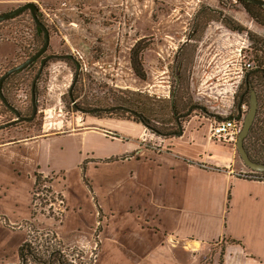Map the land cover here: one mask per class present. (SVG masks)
I'll use <instances>...</instances> for the list:
<instances>
[{
	"label": "rangeland",
	"instance_id": "rangeland-1",
	"mask_svg": "<svg viewBox=\"0 0 264 264\" xmlns=\"http://www.w3.org/2000/svg\"><path fill=\"white\" fill-rule=\"evenodd\" d=\"M225 2V15L264 39V28L251 21L237 0ZM27 3L36 4L38 17L48 25L51 40L46 55H67L73 60L69 64L60 59L47 63L38 82L36 119L30 124L0 130V142H17L14 144L18 145V141L57 132L65 135L92 126L98 117L77 111L69 98V89L78 70L80 77L75 94L82 108H109L120 99L132 97L138 107L149 106V118L156 129L168 132L176 127L171 114V98L176 92L184 97V103L198 104L208 111L237 118V91L246 72H242V67L249 60L264 62V56L257 53L258 47L254 51L251 49L252 42L246 33L231 32L221 23L211 22L203 32L192 34L196 14L202 5L221 9L218 0H19L0 11V15ZM33 35L32 16L28 11L0 23V74L25 60L34 49ZM141 39L149 45L144 53L146 82L139 80L130 66L131 49ZM35 75L36 69L23 72L7 87L10 102L28 115L32 112L30 86ZM177 75L182 77L179 83ZM260 107L257 128L250 138L247 137L245 148L253 158L264 161V125L261 124L264 103H260ZM99 116L114 120L131 118L122 113ZM11 118L0 107V126ZM182 126L190 134L207 135L212 142L208 117L202 112L192 111ZM145 131L149 134L145 146L150 150L163 149L165 142L170 143L176 137L159 136L147 128ZM103 132L110 137L119 136L109 129ZM80 141L79 137L70 136L52 138L48 159L51 168H70L79 158ZM232 148L234 159L244 167L236 174L251 175L236 146ZM40 176L41 183L37 186L35 183L31 190L28 206L30 216H34L33 226L39 230H54L76 264H95L103 216L94 223L89 237L68 242L63 233L67 209L65 177L50 172ZM27 223L0 213V264L20 263L19 246L31 229Z\"/></svg>",
	"mask_w": 264,
	"mask_h": 264
},
{
	"label": "crops",
	"instance_id": "crops-1",
	"mask_svg": "<svg viewBox=\"0 0 264 264\" xmlns=\"http://www.w3.org/2000/svg\"><path fill=\"white\" fill-rule=\"evenodd\" d=\"M16 1L0 0V11ZM208 112L210 125L225 117ZM145 130L140 120L97 118L65 135L0 142V213L31 221L35 176L62 174L68 242L89 237L103 216L95 264H264V181L237 176L244 167L231 144L183 128L150 150ZM61 136L82 148L70 168L53 169L49 142Z\"/></svg>",
	"mask_w": 264,
	"mask_h": 264
},
{
	"label": "trees",
	"instance_id": "trees-1",
	"mask_svg": "<svg viewBox=\"0 0 264 264\" xmlns=\"http://www.w3.org/2000/svg\"><path fill=\"white\" fill-rule=\"evenodd\" d=\"M218 2H219V6L221 9H215V8L207 6V5H202L201 9L196 14V17H195L196 22H194V24H193L192 34L198 33V32H203V30L206 28V26L211 22H218V23H221L222 25H224L225 28H227L231 32L239 33V34L246 33L249 40L252 42L251 49H253V51H254L255 48L258 47L257 53L259 52L264 56V47H262V44H264V39H260L256 35L250 33L244 26L240 25V23H238L237 21H235L233 18L229 17L228 15H225L224 11H223L227 7L225 0H218ZM237 3L244 9V11L246 12V14L251 19L252 22H254L259 27L264 28V8L262 6L255 4V3H252V2H249V1H246V0H237ZM27 11L30 12L29 10H26L23 13H21L20 15L13 17L9 20H13L17 17H20V16L24 15ZM30 14H31V12H30ZM31 16H32V14H31ZM39 19H41V18H39ZM9 20H6V21H9ZM3 22H5V21H3ZM0 23H2V22H0ZM42 23L44 24V22H42ZM32 25H33V32H34L33 40H32V42L34 43V45H33L34 49L30 52V54L27 57H25V60H23V62L28 60L29 58H31L38 51H40L45 44V31L37 26V24L35 23V21L33 19V16H32ZM46 27L48 29V25ZM49 33H50V31H49ZM192 38H193V36L191 37V40H193ZM145 42L146 41L144 39L139 40L133 46V48L131 49V52H130L131 69H132L133 73L135 74V76L143 82H146L148 80L147 71L144 67V53L149 48V45H146ZM48 50H49V48H48ZM47 52L44 55H42L40 58H38L36 61H34L31 65L26 67L25 69L18 71V72H15L12 75H10L3 82V95L7 99L9 104L19 111L20 118L28 119V118L32 117L33 104L31 103V106H30V108H31L30 111H32L30 113V115H28V113H23L22 110L18 109L16 107V105H14L10 102V100L8 98V94H7V91H8L7 87L10 84V81L15 76H17L23 72L36 69V75H35V77H36L40 68H41L42 60L45 59V56H47L46 55ZM52 59L53 58H50L48 63ZM56 59H60V61H64L67 64H69V61L73 60L71 57H69L67 55H64L63 57H59ZM22 63H20V64H22ZM248 63H250L252 65V68H257V71L259 73H261V75H257V78L255 79L256 82H259V83L261 82V84L260 85L256 84V86H254L255 87L254 90L257 92V94L259 96V108H258V110H260L261 109L260 103H264V78H263L264 77V62L249 60ZM77 72H76V74H77ZM5 73H7V72H5ZM5 73L0 74V79ZM76 74H75V76H76ZM35 77H34V79H35ZM40 77H39V79H40ZM79 77H80V75L78 74V78ZM34 79L32 80L31 86H30L31 87V102H32V85H33ZM39 79H38V81L36 83V87H35L37 105H38V97H39V95H38ZM181 79H182L181 75H177L176 80L178 83L180 82ZM75 86H76V84H75ZM75 86H74L73 90L71 91V93H68V94H69V98L72 101L71 103L73 104L74 108L77 111L86 113L85 110H91L92 112L87 113V114L96 115V117H98V119L101 118L99 116L101 114L112 115L115 113H122V114H126V115L130 116L132 118V120L134 119L133 121H138L139 119L135 115H133L132 113H130L128 111L122 110V108H127L131 111H135V112L142 114L144 116V124L143 125L147 129H149L150 131L154 132L155 134H157L159 136L164 135L162 133L163 131H161L160 129H156V127H154L151 124V120L149 118V113H148V110H149L148 105H144L145 109L138 107L135 104V102L132 101V97H126V98L120 99L117 104H115L114 106H111L109 108L108 107L95 106V107H92L91 109H84L78 103V98L75 94L77 87H75ZM183 100H184V97L178 92H176L173 95V97L171 98V114L174 116L175 123H176V120L179 116L185 115L191 109V107L194 106V105H190L186 101L184 103ZM241 105H242V107L243 106L248 107L247 103H245V102H243ZM0 107H2V109H5L7 111V115L12 116L11 120L7 121V123H5V124L15 122L14 119H17L16 114L5 106L1 97H0ZM140 108H141V110H139ZM102 110L104 112L100 113V111H102ZM193 112L195 113V110ZM258 115H259V111L257 112V116L255 118V121H254L252 127H251L248 138L251 137V135L254 133L255 129L257 128ZM131 118L124 119V118L120 117V118H118V120L130 121ZM230 118H233V117H230ZM34 120L22 121L19 123H15V124L10 125L4 129H12V128L17 127L20 124H23V123L30 124ZM239 121L241 122V125H243V121L242 120H239ZM5 124H2V125H5ZM261 124L264 125V121H262ZM4 129H2V130H4ZM169 131H172V132L176 131L177 132L178 131L177 123H176V127L173 129H169ZM164 136L166 137V135H164ZM173 136H175V134ZM173 136L167 135V137H173ZM246 139H245V141H246ZM244 146H245V142H244ZM248 154H249V157L251 158V160H253L254 162L264 164V161L253 158L249 152H248ZM40 175H36V177H37L36 178V186L41 183L42 177ZM255 175H258V176L252 177L250 179L264 181V172H257V173H255ZM32 220H34V216L32 217ZM32 220L27 223V225L31 229L28 233L27 239L20 246L19 251H18V256H19V261H20L19 264H76L71 259V256L68 253L69 251L65 248L63 242L58 238L56 232L54 230H50V229L39 230V229H37V226H35V225L33 226ZM31 226H33V227H31ZM232 243H235V241H232Z\"/></svg>",
	"mask_w": 264,
	"mask_h": 264
},
{
	"label": "water",
	"instance_id": "water-1",
	"mask_svg": "<svg viewBox=\"0 0 264 264\" xmlns=\"http://www.w3.org/2000/svg\"><path fill=\"white\" fill-rule=\"evenodd\" d=\"M246 1L258 4V5H260V6H262L264 8V0H246ZM26 10H29L31 12V14L33 16V19H34L35 23L37 24V26L45 31V44H44L43 48L40 51H38L35 55H33L31 58H29L28 60H26L22 64H20V65H18L16 67H13L12 69H10L7 73H5L1 77V79H0V97H1V99L3 101V103L5 104V106L16 114L17 120L15 122H13V123H9V124H5V125L0 126V130L4 129V128L10 126V125H13L15 123L22 122V121H32V120H34L37 117L38 105H37L36 94H35L36 83H37L39 77L41 76V74L43 73V70H44V67L46 65V62L50 58L56 59V58H59V57H63V56H58V55H52L50 57H46L43 60L41 68H40L37 76L35 77V79L33 81V85H32V104H33L32 117H30L28 119L20 118L19 111L17 109H15L13 106H11L9 104V102L7 101V99L3 95V91H2L3 90V82L5 81L6 78H8L13 73L25 69L26 67L31 65L34 61H36L38 58H40L42 55H44L48 51V48L50 46V40H51L49 30L42 23V21L39 19L38 14H37L38 8H37L36 4H34V3H27V4L23 5V6L18 7L17 9H14V10L8 12V13L1 14L0 15V22H3V21L11 19L13 17H16V16L20 15L21 13H23ZM78 74H79V70H78V72H77V74H76V76L74 78V81H73V83H72V85H71V87L69 89V93H71V91L73 90V88H74V86H75V84L77 82ZM250 94H251L250 109H249L248 113L245 115V117L242 116V112L241 111H239V113H238L239 115H238L237 119H241L243 117V125H242L241 132H240V134L238 136V140H237V143H236V149H237V152L240 155L243 163L249 169H251L254 172H264V164L257 163V162H254L253 160H251V158L249 157V154H248V152H247V150H246V148L244 146L245 139L248 137V135L250 133L251 127H252V125H253V123L255 121V118H256L257 112H258V108H259L257 92L254 89H252ZM195 108H199L201 111H203L207 115L212 116V114L207 111L206 107L194 105V106L191 107V109L185 115L179 116L177 118V120L190 116L192 111ZM122 110H125V111H128V112L132 113L133 115H135L140 120V122L142 124H144V116L142 114H139V113H137L135 111H131V110L127 109V108H122ZM85 112L86 113H91L92 111L91 110H85ZM228 118H230V117H220V118L218 117V120L223 121V120L228 119ZM182 134H183V126L181 124H179V132L177 134H175V136L180 137V136H182Z\"/></svg>",
	"mask_w": 264,
	"mask_h": 264
},
{
	"label": "built area",
	"instance_id": "built-area-1",
	"mask_svg": "<svg viewBox=\"0 0 264 264\" xmlns=\"http://www.w3.org/2000/svg\"><path fill=\"white\" fill-rule=\"evenodd\" d=\"M252 68V65L250 63H245L242 67V72L245 70H249ZM242 125L241 122L237 118H228L223 121L221 120H216L211 123L210 125V130H209V139L211 141H217V142H222L226 144H231L236 146L238 136L241 132ZM251 170V169H250ZM254 171H249V176H240L242 178H247L250 179L255 175Z\"/></svg>",
	"mask_w": 264,
	"mask_h": 264
},
{
	"label": "flooded vegetation",
	"instance_id": "flooded-vegetation-1",
	"mask_svg": "<svg viewBox=\"0 0 264 264\" xmlns=\"http://www.w3.org/2000/svg\"><path fill=\"white\" fill-rule=\"evenodd\" d=\"M50 56H52V55H47V56H45V58L46 57H50ZM44 60V59H43ZM43 60H42V62H43ZM49 61V60H48ZM48 61L46 62V65H47V63H48ZM46 65H45V67H46ZM44 67V68H45ZM44 71V70H43ZM257 75H261V73H259L258 71H257V68H251L250 70H247L245 73H243V77H242V79H241V82H240V85L238 86V91H237V109H238V113H239V111H241L242 112V116L243 117H245V115L248 113V111H249V109H250V99H251V94H250V92H251V90L252 89H254L255 87L254 86H256V84L257 85H260L261 84V82L259 83V82H256L255 81V79L257 78ZM262 77V76H261ZM264 78V77H263ZM262 78V79H263ZM263 83V82H262ZM3 91V90H2ZM257 96H258V94H257ZM243 102H245V103H247V105H248V107H246V106H243L242 107V103ZM258 102H259V96H258ZM197 106H201V105H198L197 104ZM195 111H200V112H202L204 115H207L206 113H204L203 111H201L199 108H195L194 109ZM193 110V111H194ZM208 111V110H207ZM101 112H104L103 110L102 111H100V113ZM192 114V113H191ZM22 117V116H21ZM189 117V116H188ZM188 117H186V118H182V119H179V120H176V123H177V127H178V131L176 132V131H168V132H162L164 135H166V137H167V135L168 136H173L174 134H177L178 132H179V124H181L182 125V123H183V121L185 120V119H187ZM243 117L241 118V119H239V120H242L243 121ZM17 119H14V121H16Z\"/></svg>",
	"mask_w": 264,
	"mask_h": 264
}]
</instances>
